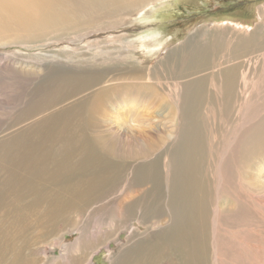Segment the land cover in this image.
Wrapping results in <instances>:
<instances>
[{"label":"rangeland","instance_id":"1","mask_svg":"<svg viewBox=\"0 0 264 264\" xmlns=\"http://www.w3.org/2000/svg\"><path fill=\"white\" fill-rule=\"evenodd\" d=\"M151 1L154 3L150 5ZM79 3L80 1L75 5L76 26L69 30L55 31L53 28L49 30V36L29 39V41L16 39L0 42V86L6 85L5 89L15 95L20 92L19 84H23L26 106L22 110L26 111L31 109L29 106L37 98L42 97L44 101L55 103L65 95L91 86L89 90L82 94L77 92L79 94L65 101L63 104L66 105L86 96L87 93L89 95L92 90L99 87L92 88L90 82L102 79L104 71L106 74L109 72V76L112 75V70L127 71L126 68L134 69V72L139 71L140 74L143 73L142 71L147 72L148 69L152 72L151 69H155L160 65L159 63L170 64L174 59L176 61L180 56H186L189 50H185L183 46L187 42L197 45L221 43L218 58L222 64L213 71L216 73V78L220 69L232 67L237 62L245 63V70L242 72L243 76L247 75L245 81L249 91L246 89L244 93L245 89H242L244 79L241 78V84L236 92L238 97H235L233 107L227 115L220 116L216 107L212 112L217 113L214 115L209 113V117L205 113L206 108L202 111V116L206 120L205 135L209 142L206 172L210 184L208 195L198 196L200 202L208 201L207 264H264V41L262 40L264 0H149L135 10L115 13L106 19L99 14L93 17V13L79 6ZM97 16L100 19L96 18ZM242 39L254 40L252 50L255 49V52L250 57L241 56L239 50H233L231 47ZM146 52L149 53L145 54ZM168 55L171 56V60H167ZM230 56L235 57L233 61H226ZM158 70L162 72V69ZM18 71L26 78L21 80L16 74ZM168 76H162L160 79L153 77L149 81L153 88L166 93L165 101L172 104L168 109L175 114L176 107H172L171 102L174 97L169 95L173 93L166 91L173 90L175 81ZM86 77H89V80L93 77V81L86 80ZM184 80L186 79L181 81ZM107 82L106 79L102 85ZM211 91L213 93L214 90ZM222 93L218 88L217 96H221ZM161 102L164 103L158 98H153V101H146L138 104L141 105L140 107L138 105L135 107V111L140 109L147 116L144 120L139 119L143 121L139 126H134L130 118L124 115L133 105L129 106L123 102L116 106L121 111L122 118L120 121H113L111 125H118L117 127L122 131L128 132L130 127H134L137 131V138L111 140L116 143L117 151L128 153L127 158L125 157L127 166L125 165L123 169L120 181L125 179L130 182L132 189L136 191L130 192L126 201L139 198L145 192L142 186L133 182L134 165L146 164L151 159L161 156L175 140V119H172V123H169L168 119L166 121L165 117L168 114L162 105H158ZM45 104L49 105L48 102ZM41 106L43 107L42 103ZM75 108L76 114L71 116L70 134L75 140H81L78 147L84 144L91 150L103 151L99 137V132L103 129L101 124L93 121L74 131L72 124L83 119V116L77 117L82 107ZM16 110L19 108H13L9 114L10 118L2 120L4 123L0 124V146L2 138L15 135L14 130L19 132L21 127L27 126L33 120L32 117H27L18 121ZM0 116L2 117L1 114ZM18 122L21 123L15 125ZM147 123L149 126H146ZM143 127L148 128L149 131L143 132ZM80 133H83V138H77ZM112 158L118 159L115 155ZM161 171L165 175L166 168L161 167ZM14 172L22 176L29 175L22 169H15ZM1 175L3 173L0 171ZM39 176L41 184L51 186V190L48 189L47 192L55 194L60 190L46 179L48 176L46 173ZM162 186L164 187L163 181ZM0 190H3V187H0ZM26 192L25 188H20L12 195L14 199L10 197L9 200H2L5 204L0 203L2 205V207L0 205V257L2 258L0 261L3 260L0 264H15V262L16 264H59L60 262L65 264L64 255L70 257V264H85L91 257L93 261L90 264H111V260L117 261L119 253L131 248L132 243L144 241L146 237L161 231L170 223V220L161 222L156 218L158 221L155 225H150L147 230L140 228L142 232L139 236L129 241V233L138 230L139 223L133 226L131 224L133 222L127 224L122 220L111 229L112 222L105 220L104 213L90 211V208L70 213L63 220L50 219L44 208L48 200L46 193L45 197L28 199V201L23 199ZM121 209H126L125 201ZM97 220L105 223L101 226L102 231L107 229L109 231L103 234L96 233ZM83 231L87 233L89 241L83 251L75 252L68 249L63 252V241L72 244L80 237L87 238L82 236ZM63 235L65 240L62 241L60 237ZM125 241H127L126 245ZM95 250L99 251L94 253ZM14 255L18 258L10 262ZM110 255L114 257L110 259ZM58 258L60 261L56 263Z\"/></svg>","mask_w":264,"mask_h":264},{"label":"bare ground","instance_id":"2","mask_svg":"<svg viewBox=\"0 0 264 264\" xmlns=\"http://www.w3.org/2000/svg\"><path fill=\"white\" fill-rule=\"evenodd\" d=\"M75 1H80L79 6L87 8L90 13H93V17L99 14L106 19L115 13L135 10L136 7L144 5L149 0H0V42H10L16 39H28L29 41V39L49 36V30L53 28L58 31L75 27L77 21ZM149 3L151 5L154 2ZM262 40L264 41V37ZM253 42L252 39H242L231 47L233 50H239L241 56L250 57L255 52V49L252 50ZM183 47L186 48L185 50H189L186 56H180L170 64L165 62L164 65H161L159 63V66L151 69L152 72L148 69L147 72L142 71L143 73L140 74L139 71L134 72V69L126 68L127 71L112 70L111 76H109V72L106 74L104 71L103 78L94 81L93 77L90 80L89 77H86V80L93 81L90 82L92 88L99 87L92 90L89 95L84 93L86 96L76 99L71 104L64 105L63 103L75 97L76 94H82L89 90L91 86L88 89L77 90L75 93L65 95L55 103L44 101L42 97L41 99L37 98L29 106L31 109L27 111L22 110L26 106L23 98L25 90L23 84L18 83L20 92L15 95L11 94L12 91L5 89L6 85L0 86V114L2 115L0 124L4 123L2 120L10 118L9 114L13 108H19L16 110L18 111V121L27 117L33 118L32 122L21 127L19 132L14 130V132L16 131L15 135L1 140L0 166L2 168L0 171L3 175L0 176V187H3V190H0V203H3L2 200H9L10 197L12 199L14 192L20 188L27 190L23 198L27 200L42 198L46 193L48 200L46 199L47 205L44 208L50 219L57 218L59 220L60 218L63 220L70 213L90 208V211L104 213L105 220L112 222L111 229L115 228L117 222L122 220L127 224L133 222L131 223L133 226L139 223V229L129 233V241L139 236L142 232L140 228L147 230L151 227L150 225H155L158 221L156 218H159L161 222L170 220L168 226L161 231L154 232L144 241L132 243L131 248L120 252L117 261L111 260V264H207L208 201L200 202L198 196H207L210 184L206 172L207 144L209 142L205 135L206 120L202 116V111L206 108L205 113L209 117V113L212 115L217 113L216 111L212 112V109L216 107L219 109L220 116L228 114L233 107L232 103L235 101V97H238L236 92L241 84V78L244 79V88H242L245 89L244 93L248 90L245 81L247 75L243 76L246 65L237 62L232 67L220 69L217 74L218 78H216V73L213 71L222 64L218 58L220 57L218 52L222 47L221 43L197 45L187 42ZM233 58L235 57H227L226 61H233ZM167 60H171L170 55ZM158 69H162V72H159ZM24 70L23 67L22 71L24 72ZM16 74L21 80L26 78L19 71ZM168 75L175 81L173 90L165 88L166 91L173 93L168 94L174 97L171 102L173 103L172 107H176L175 114L168 109L170 104L165 101L166 93L162 90L158 91V87V90L153 88L149 81L153 77L160 79L162 76L167 77ZM191 77L195 78L191 79ZM106 79L107 84L102 85ZM182 79L186 80L181 81ZM170 85L172 84L170 83ZM218 88L223 92L221 96H217ZM211 90H214L213 93ZM55 98L57 99L56 96ZM153 98L164 101L158 105H162L166 109L168 114L165 117L166 121L168 119V122L172 123V119H175V140L161 156L151 159L146 164L134 165L133 182L135 185L142 186L145 192L139 198L126 201L129 193L136 191L132 189L130 182L125 179L120 181L128 153L117 151L116 143L111 140L137 138V131L134 127H130L128 132L122 131L117 127L118 125L111 124L113 121L121 120V111L116 106L124 102L129 106L133 105L124 115L126 118H130L134 126H139L143 122L139 119L144 120L147 116L140 109L135 111V107L146 101H153ZM47 102L49 105L45 104ZM76 106L82 107L81 113L77 117L83 116V119L72 124L74 131H78L81 126L89 125L88 123L93 121L101 124L103 129L99 132V137L103 151L91 150L84 144L79 148L78 143L81 140H75L70 134L71 116L76 114ZM114 117L116 119H112ZM146 126L149 124L147 123ZM146 131L149 129L143 127V132ZM82 134L80 133L77 138H83ZM113 155L118 159L112 158ZM161 167L166 168L165 175H163ZM15 169L27 171L29 175L16 174ZM43 173L48 175L46 179L50 183L60 188L57 193L47 192L51 186L41 184L39 175ZM123 201L126 202L125 210L121 209ZM3 208L5 209L4 206ZM95 223H98L95 227L96 233L107 232L108 229L101 230L104 222L97 220ZM129 227L132 228L131 225ZM82 236H87V233L83 231ZM64 237L65 235L60 237V240H65ZM87 242H89L88 236L87 238L80 237L77 242L72 244L63 241L62 251L66 252L68 249L75 252L83 251ZM124 244L126 245L127 241ZM23 249L25 248L23 247ZM39 249L41 250V248ZM113 257L110 255V259ZM17 258L16 255L12 256L10 262ZM91 258H87L85 264L92 263L93 259ZM63 260H65V264L71 263V259L67 255L63 256ZM57 261L60 259L56 260V263H58Z\"/></svg>","mask_w":264,"mask_h":264}]
</instances>
